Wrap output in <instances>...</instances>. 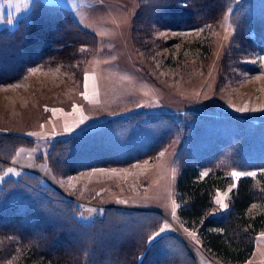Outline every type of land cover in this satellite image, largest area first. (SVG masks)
I'll list each match as a JSON object with an SVG mask.
<instances>
[{
  "label": "trees",
  "instance_id": "16d2710c",
  "mask_svg": "<svg viewBox=\"0 0 264 264\" xmlns=\"http://www.w3.org/2000/svg\"><path fill=\"white\" fill-rule=\"evenodd\" d=\"M233 1L139 0L133 42L138 51L152 57L158 48L173 43L157 39V31L216 26ZM238 1L232 17L236 37L247 49L262 54L264 0ZM97 44L96 34L84 29L68 8L36 0L29 18L12 30H0V69L16 62L15 69L21 71L26 66H71L88 58ZM12 72L10 78L0 74V81L13 82L18 73ZM192 114L188 113L186 121L170 114H132L62 137L50 147L49 168L62 178L92 168L152 161L182 135L184 141L175 161L180 220L197 231L213 257L243 264L255 250V237L264 231V174L240 177L229 206L220 213L211 212L217 193L234 183L229 176L232 171L264 168V120L253 123L234 114L194 119ZM2 145L8 148L6 154L0 152V174L12 161L15 149L32 146L33 141L19 134H0ZM40 180L27 172L0 185V264H177L172 258L176 249L186 264H195L187 244L176 233L164 234L149 244L163 224L162 213L110 206L94 221L84 223L73 200ZM146 217L145 222H139Z\"/></svg>",
  "mask_w": 264,
  "mask_h": 264
},
{
  "label": "rangeland",
  "instance_id": "374dc122",
  "mask_svg": "<svg viewBox=\"0 0 264 264\" xmlns=\"http://www.w3.org/2000/svg\"><path fill=\"white\" fill-rule=\"evenodd\" d=\"M35 1L0 0V30H12L19 21L29 18ZM42 1L68 8L84 29L96 34L98 44L88 58L83 57L71 66L42 68L24 63L26 68L21 71L15 69L16 62L15 66L1 67L0 74L8 78L13 76V70L18 74L13 82L0 81V134H19L31 139L33 145L15 149L12 161L0 174V185L9 177L26 174L25 168H29L45 172V178L36 175L42 184L65 189L50 174L51 145L61 137L80 134L134 113L162 110L178 121H186L190 112H194L191 115L194 119L234 114L250 118L253 123L264 120V53L247 49V44L236 37L232 17L238 0L232 2L216 26L157 31V39L173 40V43L158 48L152 57L138 51L132 38L139 0ZM83 51L86 56V48ZM85 77L87 99L82 95ZM241 108L247 110L240 111ZM183 141L184 136H177L152 161L84 174L110 178L117 185L118 208L162 213L163 224L149 238V244L164 234L176 233L187 244L195 264H230L207 252L197 231L186 228L180 220L175 200L178 175L175 161ZM7 148L0 146V152L6 154ZM233 172L255 175L234 177ZM260 173L264 174V168L232 171L229 176L234 183L217 193L211 213H220L229 206L231 191L240 177H256ZM76 195L71 198L79 208V220L90 223L100 217L99 206L90 210L92 205L86 202H93ZM218 197L227 207L217 203ZM165 225L167 229L161 232ZM172 258L177 264L187 262L177 249ZM243 264H264V231L255 237V250Z\"/></svg>",
  "mask_w": 264,
  "mask_h": 264
},
{
  "label": "crops",
  "instance_id": "0c3cea01",
  "mask_svg": "<svg viewBox=\"0 0 264 264\" xmlns=\"http://www.w3.org/2000/svg\"><path fill=\"white\" fill-rule=\"evenodd\" d=\"M141 113H144L147 116H160L163 114L169 115L168 112H164L162 110L150 111V113L140 112V113H134V114H141ZM131 115L132 114H130L129 116H131ZM129 116L123 117V118H118V119H126ZM118 119H116V120H118ZM98 127H100V126H98ZM148 161H150V160H148ZM137 163H139V162H137ZM129 166H131V165H129ZM129 166L111 167V168H92V169L83 170V171H80L79 173L70 175L68 177H62V178L61 177L57 178L56 176H54L53 171H51V169H50V174L52 175V177L57 182H59L65 189H62L59 186L56 187L54 184H52L51 186L53 188L57 189L58 191H60L69 200H73L74 198L71 199V197H73V195L77 194L76 196L79 195L81 197H84V198L92 201L93 203L86 202L87 205H92V208L90 210L95 209L99 206L100 207L99 212L102 211L101 214H103L104 210L102 208H104V206L107 208L110 206H117L118 205L116 203L117 201L115 200L116 199L115 196L117 195L116 194L117 185L114 184L110 178H105L104 176L99 177V176H95L94 174H89L88 176H86V174H84V173H87V171H94L95 172V171H105V170H110V169L118 170L120 168H127ZM40 173L45 174L44 171L40 172ZM91 198H95L97 201L94 202L93 199H91Z\"/></svg>",
  "mask_w": 264,
  "mask_h": 264
},
{
  "label": "snow or ice",
  "instance_id": "6c2138e0",
  "mask_svg": "<svg viewBox=\"0 0 264 264\" xmlns=\"http://www.w3.org/2000/svg\"><path fill=\"white\" fill-rule=\"evenodd\" d=\"M84 87H85V92L82 93V95L87 99V98H88V92H87V89H88L87 77H85V84H84ZM239 110H240V111H246L247 109H245V108H241V109H239ZM49 111H54V110H50V109H49ZM69 130H71V129H69ZM232 175H233L234 177H239V176H241V175H255V173H237V172H233ZM217 203L220 204L222 207H227L226 204H223V203H222V201H221V199H220L219 197L217 198ZM167 227H168V226L165 225L164 228H161V232L165 231V230L167 229ZM157 235H159V233H157ZM193 235H194V234H193Z\"/></svg>",
  "mask_w": 264,
  "mask_h": 264
},
{
  "label": "built area",
  "instance_id": "2783aa9c",
  "mask_svg": "<svg viewBox=\"0 0 264 264\" xmlns=\"http://www.w3.org/2000/svg\"><path fill=\"white\" fill-rule=\"evenodd\" d=\"M31 172H33L32 170H30Z\"/></svg>",
  "mask_w": 264,
  "mask_h": 264
}]
</instances>
